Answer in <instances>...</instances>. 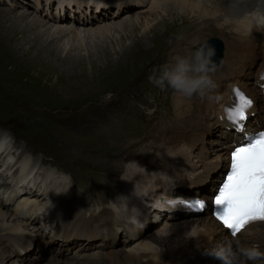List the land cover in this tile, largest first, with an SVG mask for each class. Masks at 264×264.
Returning a JSON list of instances; mask_svg holds the SVG:
<instances>
[{
	"label": "rangeland",
	"instance_id": "rangeland-1",
	"mask_svg": "<svg viewBox=\"0 0 264 264\" xmlns=\"http://www.w3.org/2000/svg\"><path fill=\"white\" fill-rule=\"evenodd\" d=\"M68 1L71 2V0ZM134 1L136 0H121L120 4L129 2L135 6L126 9L123 7L120 12H117L114 6L98 12L91 6V8L87 7L88 5L85 3L82 5L85 8L84 11H79L76 7L67 8L64 17L70 22L68 24H72L71 20L84 14L88 16V19L91 15L94 16L93 18L101 17V14L104 16L108 15L109 17H113L109 21L112 22L114 20L116 22L127 18V16L133 17L137 13H143L142 23L138 26L139 28L133 24H129L123 28L111 29L109 35H105L101 39L97 36L83 37L80 43L73 39L74 37L56 39L51 44L52 47H55V45L64 46L68 41L69 45L73 43L70 45L72 49L68 48L60 52L54 49L53 54H50L45 52L39 53L35 49L24 53V50L18 49L19 43H24V48L28 45L26 44V40H23L22 33H19V40L10 41L9 38L12 37L13 32L2 28V25L9 28L2 21L3 19L7 20L8 24L11 23L13 26L11 27L16 31L17 25H13L12 18L24 14L26 15L25 20H31L36 17L35 13L37 11H43L44 15H46L45 12L49 13L51 10H45L47 9L45 3L50 2L48 6L51 9L54 8L55 1L44 0L43 4L37 5V2L34 0H0V23L2 24H0V147L2 145L10 147L12 144L21 154H26L25 158L18 165L19 169L16 175H11V172H5L8 177L6 175L1 176L2 174H0V184L9 187V183L12 182L11 180H14L12 183L17 187H21L22 183H26V180L32 178L31 176L35 172V169H38V172H36L38 175L34 176V178L45 179L51 177L53 179L51 183H55L56 187L58 186L57 183H62L67 178L69 183H76L78 185V190L83 189V186L87 188L91 187L89 192L96 194L99 199L104 197L101 200L102 202H107L109 198H112L110 200L118 202L117 204L120 206V209L125 207V199L129 196L124 184L131 180V176L128 174V167L134 161L133 156L135 152L139 153L142 149L149 152L156 147H160L158 142L163 140L160 137L161 130L159 126L162 122L158 123V119L166 118L169 121L172 120V117L166 115V112L171 110L170 108L173 109L175 99V92L172 89L166 87L164 90H161L148 80V76L154 67L163 66L170 62L171 58L169 57L175 55L172 52L174 50L172 49L173 39L167 36L168 43L164 44L163 40L166 39L160 29L158 31L154 30L156 32L150 34H154L151 39L149 37L143 38V36L141 38L140 34L141 32H147L151 27L153 28L154 24L156 25L164 16L169 17L168 19L172 21L178 12H182V9L177 8L178 12L176 14L173 13L174 17H171L169 11L164 12L161 8L154 10L151 13L152 15L145 17V13L153 8L152 0H147L143 4L133 3ZM114 2L116 0H106L105 4H113ZM39 3H41V0H39ZM64 5L67 6L66 3ZM79 5H81V1ZM168 8H171L172 12L174 11L173 5H170ZM31 11L35 12L31 13ZM52 14L57 15L55 12ZM190 17L192 16L190 15ZM47 19L46 22L50 23V25L60 24V22H56L53 19ZM100 21L101 19L93 26L96 27L105 23H99ZM176 21L174 35H179V30L181 33H185L188 30L187 33L181 35L183 37H187L190 32L192 35L199 34L195 30L192 24L195 22H191V18L189 20L185 19L186 23L184 24L181 22V19ZM148 22L149 24L147 25ZM180 25L181 27L179 28ZM225 30V33H227L228 30L233 32L235 29L230 25ZM212 32L217 34H212L206 38L205 31L203 35L199 36L200 39L192 46V50L200 41L204 42L213 36L221 37H219L222 34H220V31L213 30ZM126 34L127 36L125 37ZM134 34H138V36L133 38L132 35ZM117 40H122L124 43L121 42V44H124V46L121 47ZM228 40L232 41L233 38L229 36ZM102 42L104 46L101 45ZM136 43H139V45L135 47V53L132 54L130 53V47ZM224 44L226 46V42ZM139 47L141 48L137 51ZM104 48H107L109 53L110 51L112 52L109 59L104 55ZM186 49L188 48L186 47L184 50ZM68 51H70V54L76 55L77 62L82 59L83 63L80 65L69 64L65 57ZM121 51L125 53V57H122L123 55L119 56L118 52L120 53ZM250 86L256 88L254 84ZM259 97L262 99L260 94ZM262 105L263 102H261L260 107ZM151 114L154 116L152 115L149 118ZM216 134L218 135L216 129H212L211 132L204 131L200 135V138L197 139V142L191 146V150H186L187 156H183L184 161H188L186 162V164L188 163L187 165L196 163V167H193V169L196 170L197 175L208 171L212 163L207 165L205 162V165H203V161L198 162L196 152L198 153L199 150L193 152L192 148L198 146L201 149V145L199 144L206 145L210 150L208 152L210 162L215 161L216 163L220 160L221 156H227L224 153L227 149L224 146L225 142L220 138H216ZM126 153L133 156L128 157L126 155L127 158L125 160ZM39 154L44 158L46 164L45 161L38 158ZM46 155L50 156V158L47 156L49 160H46ZM8 159H13L9 152H7V157L3 158L2 162L5 163ZM1 165L2 163L0 167ZM43 165L46 166V169ZM206 167L208 168L206 169ZM24 168L28 173L32 172V174L28 175L29 177L24 173ZM60 171L66 173L68 177ZM149 171L150 175H153L156 170L151 169ZM179 171L181 169L178 172H174V174L179 173ZM208 174L206 176H209ZM172 178L176 179L174 176ZM185 178V176L182 177V179ZM159 182L160 186L162 184L165 186L163 182L156 181V183ZM30 184L33 185L32 182ZM96 186L100 189L99 193H96L94 189ZM153 187L150 186L148 191L154 190ZM6 189L4 188V190ZM14 191L15 197L17 190ZM73 193L79 197L77 193ZM73 193L68 192L67 196H71ZM159 193H153L146 200L156 199V195H158V198H162V195H159ZM6 195L7 192L4 196L0 195L3 197V203H5L4 199ZM37 195L34 197L29 195V198L36 197L37 199L41 198L44 200L46 197V195L41 193H37ZM97 196L91 197L89 194H85V199L82 202L79 200L81 202L79 204L77 197L74 199L71 196L70 200L73 203L76 201L75 203L79 206L82 203L86 204L92 212L97 213L98 208L101 207L96 204ZM48 197L55 201L58 198L55 193H49ZM65 199L67 200L68 198L65 197ZM130 202L133 203V201ZM3 203L0 200V213H2L1 216L4 218L0 220V229L7 228L9 232L24 236L23 239L25 241L21 240L22 243L18 242V245L26 242L27 244L29 243L27 248L34 246V249L21 256L19 254L20 248L14 250V246L13 248L5 246L4 251H2V244L0 243V264H3L4 261V264H77L75 263L77 261L69 260L65 258L66 256L62 255L61 250L63 249H61V245H54L60 243H55L53 240L50 242L51 236L47 241H44L41 234L44 236L47 233L49 235L51 233V226L48 225V222L44 218H41L38 222L43 227L42 229L36 224L28 225L27 222L25 223L13 217L12 207ZM55 203L50 201L47 210L48 207L55 205ZM103 206L106 208L108 203H105ZM70 208H68L69 214H71L69 212ZM114 212L118 220V213ZM201 215L202 213L196 216H189L188 218L192 223L196 226L199 225L201 228L202 224L199 222V216ZM195 218L196 220L198 218L197 223L194 220ZM154 219H149L148 223H151V226L143 234V237L137 241L129 245H123L121 241L113 245L109 241L107 242V248L101 251L100 247L96 245L91 251L92 255L94 254V257L100 255V262L106 263L105 260H102V256L104 255V251L108 250L109 247L113 246L116 250H123L124 252L131 249H140V243H143L146 237L150 238L166 222L160 219L154 223ZM181 219H184V217L172 221L182 223L183 220ZM104 221V227L106 224H116L114 218L105 219ZM192 223L187 224V226L192 225ZM88 227L90 228V226ZM88 227L87 230H89ZM32 237H36V240L32 241ZM163 242L168 243V240ZM164 243L157 244L153 242L152 245L158 251L166 253L168 248L164 246L166 244ZM96 251L99 252L96 253ZM87 261L85 260V262L81 263L88 264L89 260Z\"/></svg>",
	"mask_w": 264,
	"mask_h": 264
},
{
	"label": "bare ground",
	"instance_id": "bare-ground-1",
	"mask_svg": "<svg viewBox=\"0 0 264 264\" xmlns=\"http://www.w3.org/2000/svg\"><path fill=\"white\" fill-rule=\"evenodd\" d=\"M34 1L37 2L36 3L37 5H41L44 3V0H41V3H39V0H34ZM53 1H55L54 4L55 7L56 0ZM74 1L71 0V2L76 4V6L73 5L71 6V8L76 7L79 11L80 10L84 11L85 8L82 6L84 3L88 5L87 7L91 8L89 6L90 4H95L99 2L97 4L99 5V4H105L106 2V0L103 1L77 0L78 3L76 2V0ZM80 1H81V5H79ZM120 1L121 0H116V2L114 3H116V5H120L119 3ZM146 1L147 0H136L133 3L137 2L138 4L139 3L143 4ZM60 3H63V1H60ZM66 3H70V2L66 0ZM123 3H127V2H123ZM151 3L153 8H151L150 11L145 13V17L152 15L151 13L154 10L161 8L164 10V12L169 11L171 17H174V14L178 12L176 9L177 8L182 9V12L181 11L178 12L177 16L174 17V20L170 21L168 19L169 17L164 16L163 19L160 20L156 25L154 24L153 28L152 27L150 28L149 26L150 29L148 28L149 30L147 32L145 33L141 32L140 34L141 38L143 36V38L149 37V39H151L154 35V34L150 35L152 32L155 33L159 29L162 30L165 39L167 38V36L168 38L170 37V39H173L172 49L174 50L172 52H174L175 55L177 54L183 55L186 51L192 50V46L196 42H198V39H200L199 36L203 35L205 31H206V38L212 34H217V33H213L212 32L213 30H218L220 31V34L222 33L221 35H219V37L221 36L219 39L221 40L224 49L222 50L221 48V54H218V57L216 51V56H215V59L216 57L218 59L217 63L220 65V67L217 73L215 74L214 79L217 81L219 86L218 88H215L209 91L208 93H206L203 97L199 95H194L193 97L188 98V97L180 96L179 94L175 93L174 106H173L174 110L170 108L171 110H168L166 112L167 113L166 115L171 116L172 120L169 121L166 118L165 119L162 118L160 120L158 119V123L162 122V124L159 126L161 130L160 137H162L161 139L163 140L161 142H158L160 147H156L155 149L150 150L149 152L142 149L141 152L139 153L135 152L134 156L132 155L134 161H132V164L130 163L131 165L128 164L130 165L128 167V174L131 176L130 178L131 180H129L127 183L124 184L129 197L125 199V207L123 209H120L121 214L117 212L119 216L118 220L116 213L113 210L108 209V207L106 208L102 207L98 213L91 212L90 216L88 217L90 219H86L83 211L84 208L82 210V207H80L82 204L80 206L78 205L79 203H81L79 201L80 199L74 193L71 196L74 199L77 197L78 204L75 203L76 201L73 203L72 200L65 199V197L68 195V192L66 194H62L63 200L61 199V196H58L56 201L52 200L49 197L47 198L48 204L50 203V201L59 202L61 205L64 202L65 211L64 208L62 207L63 209L62 216H58L57 213L54 212L55 210L54 205L48 207V212L51 217V221L55 222V227H54L55 229L53 228V231L51 232L52 235L50 242L53 240L55 243H60L54 245H61V249L63 250L65 244L67 243V240L63 238L59 242L56 237L59 236L65 237L64 231H69L74 236L83 237L84 235L88 234L89 237L96 238L100 232L117 230V226L115 223L106 224L104 227L105 224L104 220L111 218H114L116 223L123 221V225L125 228L126 225H128L125 219V217L128 215V213L125 210L126 206L127 208H131V206L135 204L138 208L141 209V207H143L144 204L142 203V201H140V199L147 201L146 199L151 197V195L155 193L154 190L148 191L150 186L161 187L162 188L161 191H165L170 189L168 186L169 183H171L172 187L179 186L181 184L185 185L184 183H187L189 180L195 177V180H197L198 183L204 185L203 187L193 190L192 195H197L196 191H199V193H202L200 195L201 197H205L209 200L210 196L208 194L212 190L211 185L212 183L218 181L217 175L218 174L221 175L222 171H224L227 168L228 164L227 162L225 164V161L228 160V157L221 156L219 161H217L216 163L215 162L212 163L209 166V168L206 167V169L208 168V171L197 175L196 170L193 169V167H196L195 165L196 163L187 165L188 163L186 164V162L188 161H184L183 159V156H187L186 150L188 151L191 150V146L195 142H197V139L200 138V135L204 131L211 132L212 129H216L218 135L221 134L220 129H218L220 125V123L218 122L219 117L221 115L220 110L222 104L225 102L227 97L228 85L232 84L234 81L236 82L238 81L240 84H242L244 88L247 90V92L249 94L251 93L250 96H252L256 100V102L263 100V97L262 99L259 97V94L261 95L259 90L257 88L251 87L248 83L249 80H246L245 78L250 80L252 79L251 73L253 71V67L255 65V62L258 60V58L260 59V55H261V48L259 45L261 44L264 45V0H152ZM45 4L47 5L46 6L47 9H49L48 5H50V2H46ZM106 5L108 4L106 3ZM170 5H173L174 7L173 12L171 8L170 9L168 8L170 7ZM66 10L67 8H65L64 15L66 13ZM33 12L31 11V13ZM61 15L62 14H58V15L52 14V11L50 12L49 15L48 14L44 15L43 11H37L35 13L36 17L32 18L31 20H25L26 15L22 14L18 17H14L11 19L13 25L14 24L17 25V29L16 27H14L16 31H14V29L12 28L13 26L11 23L8 24L7 20L3 19L2 22L3 24H5V26H8L10 29L4 27L1 23L0 24L2 25L3 29H6L7 31L11 30L10 32H13L12 37L9 38L10 41L19 40L18 37L19 33H22L21 34L22 39L26 40V44H28L27 45L28 47L26 46L27 48L26 47L24 48L25 44L19 43L18 49L24 50V53L26 52L28 53V51L35 49L39 53L45 52V53L53 54L54 49L59 50V52L63 50H67L68 48L72 49V46L70 47V45L73 43L69 45L68 41L65 43L64 46L62 45L63 47L60 45H57L58 47L56 45L55 47H52L51 44L55 42L56 39H66V38L69 39L71 37L72 38L74 37L73 39L79 41L78 43L82 42L83 37L97 36L100 37L101 39L103 36L109 35L111 29H116V28L118 29V27L123 28L125 25H129V24H133L134 26L138 27L142 23L143 13H137V15L133 17L127 16V18L123 20H118L116 22H114V20L112 22L109 21L110 19H113V17H109L108 15L104 16L101 14L100 15L101 17H95V18H93L94 16L91 15V18L87 19L88 16L84 14L86 18H84L83 16L77 17L74 20H71L72 24H68L70 23L67 21L68 19ZM190 15L192 16L190 17L191 22H195L192 24L194 25L195 30L199 32V34L192 35L190 32V34L187 37H183L181 35L187 33L188 30L185 33H181L179 30V28L181 27L180 25L178 28L179 35H174L173 32L176 28V23H175L177 22L176 20L181 19V22L184 24L186 23L185 19L188 20L190 19L189 18ZM47 18L53 19L56 22H60V24L50 25V23L46 22L48 20ZM100 19L101 21L99 23L101 22H105V23L94 27L93 25L94 24L96 25V23ZM148 24L149 22L147 23V25ZM230 25H232L235 30L233 32H230L228 30V32L225 33L226 31L225 29H228ZM126 36L127 34L125 35V37ZM132 36L133 38H136L138 34H134ZM177 36H181V37H177ZM229 36L233 38L232 41L228 40ZM167 39L163 40L164 44H166ZM117 41L121 47L124 46V44H121V42L124 43L122 40H117ZM206 41L210 44L214 42L215 43L218 42V40L214 39L213 37L209 38ZM224 42H226L227 47L225 46ZM101 45L104 46V43L102 42ZM137 45H139V43H136L135 45L130 47V53L132 54L135 53L134 49L135 47H137ZM199 45L200 43L198 44V46ZM189 46H191V48H189ZM121 47L120 49H122ZM186 47L188 49L184 50ZM140 48L141 47L137 48V51ZM104 51H105L104 55H106L105 57L109 59L111 55L110 53L112 52L110 51L109 53V50L107 48L106 49L104 48ZM118 54L119 56L123 55L122 57H125L124 56L125 53L122 51L120 53L118 52ZM66 55H67L65 56L66 61L69 62V64L73 63V65L74 64L80 65L83 63L82 59L77 62L76 55L70 54V51H68ZM263 64L264 62L260 60L259 67H261ZM261 102H263L262 106H264V101ZM260 112H264V109H262L259 105V108L257 107V113H256L257 119H259V117L264 118V115L261 114ZM152 115L153 114H151L149 118H151ZM154 136L156 135L154 134ZM0 140H1V134H0ZM224 146L227 148L226 151L224 152L227 155L229 143L225 142ZM202 147H204V144H202ZM197 150H198V146L192 148L193 152H196ZM196 154H197L196 158H198L197 161L198 162L201 161L197 152ZM126 155H128V153L125 154V158H124L125 160L127 158ZM1 156H3V153L0 154V157ZM132 156L128 155V157H132ZM19 164L20 161L18 159L14 163H9L8 166H11V168L5 169L4 172L12 171L11 175L12 174L16 175L18 173ZM148 169L149 170L152 169L156 171L154 172L153 175H150V171ZM180 169L181 171H179V173L174 174V172H178V170ZM36 172H38V169L36 170ZM24 173H26L27 177H29L28 176L29 174H32V172L28 173V171L25 168H24ZM35 174L36 173L34 172L31 177L33 178ZM207 174L209 176H206ZM42 176L44 177L43 174ZM173 176L176 179H173L172 178ZM184 176L186 178L182 179V177ZM156 181L163 182L165 186H163V184L160 186V182L156 183ZM9 185L11 184L9 183ZM5 186L6 185L4 184H0V190L2 189L4 190ZM134 186L141 193H146V195L142 196L141 198L130 196V193ZM147 186L149 187L146 189ZM56 192H52V194ZM49 193L50 192H48L47 195ZM155 198L157 199L158 195H156ZM127 200H129V202H127ZM130 201H133V203H131ZM147 203H149V201ZM208 206L210 205L208 204ZM68 208H70L69 212H71V214L68 213ZM148 209L149 208H147V210ZM160 212L163 213V211ZM1 215L2 213H0V220H3L4 218ZM164 215H167V213L165 212ZM176 215L177 214H174L170 218L171 220L168 222L164 220V218H162L164 222L166 221L165 224H163V226H161L154 234H152L150 238L146 237L143 243H140L141 244L140 249L137 250L131 249L130 251L124 252L123 250L122 251L116 250L113 246L109 247L108 250L104 251V255L102 256L103 258L102 260H105L106 263L100 262V257H101L100 255L94 257V254L92 255V253H88V254L85 253L83 254V256H80L77 259H71V260L77 261L75 262L77 264H85V263H81L83 261L85 262V260L86 261L89 260L88 264H220L219 260H216L211 256L203 255L202 253L205 250L213 247L216 243L221 242L224 239V237L231 238L229 233L220 227L219 223L210 216L208 211H203L202 215L199 216V222L202 224L201 228L199 225L196 226L194 223H192V221L188 218L189 216H184V219H181L183 220L182 223L172 221V219H174ZM92 220L95 222V224H97L98 226L97 228L91 225L90 222ZM194 220H196V218ZM197 221L198 218L196 220V223ZM191 223L192 225L187 226V224H191ZM88 226H90V228ZM87 227L89 228V230H87ZM189 228L191 229L189 230ZM6 230L8 229L7 228L2 230L0 229L1 231L0 243L2 244L1 250L4 251L5 246L11 248H13L14 246V250H17L19 248L22 249V252L20 253L21 256L26 254L23 253V250H24V245L27 243L24 242L23 244L18 245V242L24 240L23 239L24 236L17 235L15 233L9 232V230L8 231ZM247 230L250 232L264 233V222L255 223L251 225ZM100 235L102 236V238L108 236L105 233H100ZM140 237L142 238L143 235ZM239 238L242 240V242L249 243V233H247L245 236L239 235ZM173 239L175 240L170 241ZM31 240L32 241L36 240V237H32ZM166 240H168V243L165 242L166 243L165 244L163 241ZM107 242L105 241L103 242L105 249L107 248ZM111 242L114 245L116 242H118V240L114 239ZM132 242L133 241H131L127 245L131 244ZM153 242L157 244L164 243L165 245L164 244L163 245L168 248V249L165 248L167 249L166 253H163L162 251H158L156 247H153L152 245ZM210 243H212L211 244L212 246L210 245ZM88 244L89 243H87V245ZM84 247H86V245ZM63 250L61 251L63 252ZM76 250H80V249L77 248ZM145 254H147L146 257H148L147 260L143 258ZM261 264H264V260L262 261Z\"/></svg>",
	"mask_w": 264,
	"mask_h": 264
},
{
	"label": "snow or ice",
	"instance_id": "snow-or-ice-1",
	"mask_svg": "<svg viewBox=\"0 0 264 264\" xmlns=\"http://www.w3.org/2000/svg\"><path fill=\"white\" fill-rule=\"evenodd\" d=\"M233 92L236 102L225 109L226 117L243 132L252 101L239 89ZM214 204L219 209L216 218L233 235L241 233L252 222H264V132L245 136L243 142L234 146L230 170ZM194 206L203 208L204 202L197 200Z\"/></svg>",
	"mask_w": 264,
	"mask_h": 264
},
{
	"label": "clouds",
	"instance_id": "clouds-1",
	"mask_svg": "<svg viewBox=\"0 0 264 264\" xmlns=\"http://www.w3.org/2000/svg\"><path fill=\"white\" fill-rule=\"evenodd\" d=\"M215 47L205 41L193 50L186 51L183 55L177 54L171 57L170 62L161 67H154L148 80L164 90L166 87L183 97L191 98L194 95L203 97L209 91L218 88L214 79L220 65L215 60ZM123 179V178H122ZM59 194V193H57ZM146 193H141L133 187L130 196L141 198ZM53 206V205H52ZM126 222L133 227L140 224L141 209L133 205L127 208ZM239 234L230 233V237H224L202 254L219 260L220 264H256L258 260H264V249L259 243H244Z\"/></svg>",
	"mask_w": 264,
	"mask_h": 264
},
{
	"label": "water",
	"instance_id": "water-1",
	"mask_svg": "<svg viewBox=\"0 0 264 264\" xmlns=\"http://www.w3.org/2000/svg\"><path fill=\"white\" fill-rule=\"evenodd\" d=\"M203 43V42H202ZM201 44V43H200Z\"/></svg>",
	"mask_w": 264,
	"mask_h": 264
}]
</instances>
